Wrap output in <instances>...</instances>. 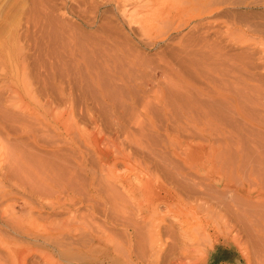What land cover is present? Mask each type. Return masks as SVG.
<instances>
[{
  "label": "rangeland",
  "instance_id": "obj_1",
  "mask_svg": "<svg viewBox=\"0 0 264 264\" xmlns=\"http://www.w3.org/2000/svg\"><path fill=\"white\" fill-rule=\"evenodd\" d=\"M157 98L171 101L169 112L161 110ZM190 98L198 103L199 112L213 105L211 113L206 109L212 128L240 130L236 135L244 150L249 148L248 156L257 143L264 145V0H0V264H177L180 260L181 264H264V237L253 232L246 239L231 230L233 224L222 212L223 203L240 206L232 193L258 196L261 200L254 209L262 221L257 228L264 231V176L252 180V185L245 180L253 176L243 167L229 176L215 172L210 146L195 144L197 136L187 133L194 128L178 108ZM135 121H142L145 136ZM150 122L161 129L159 134ZM52 124L71 125L72 130L68 133L61 127L55 132ZM125 130L133 131L138 140L125 135ZM250 131H261L257 134L263 138L256 134V139ZM68 136H74L75 143H65ZM179 146H189L186 156L199 175L188 169L186 179L181 175L184 170L172 156ZM95 147L109 157H95L91 151ZM47 149L59 150L60 156L52 158L55 154L49 156L52 152ZM123 149L126 154L159 158L164 170L153 173L154 187L162 194L171 186L164 172L185 179L192 191L178 190L181 209L216 216L209 226L211 236L195 223L188 229L191 224L180 223V217L159 201L146 212L155 224L150 228L158 241L157 252H146L142 263L134 261L136 255L132 263L127 255H117L123 214L113 204L116 199L133 201L131 194L121 191L123 181L132 192L148 177L136 173L132 158L121 160ZM71 150H89L88 162H83L86 171L97 172L104 184L108 172L117 185H112L116 197L108 196L116 198L109 209L105 192L92 200L99 198L96 206L83 197L69 205L58 184L48 188V169L54 171L60 163L63 170L72 161ZM219 181L214 188L212 183ZM226 185L233 188L231 193ZM11 219L21 220L29 235L16 231ZM66 221L83 228L69 236H43ZM93 235L102 239L95 241ZM214 250L225 255H209Z\"/></svg>",
  "mask_w": 264,
  "mask_h": 264
},
{
  "label": "bare ground",
  "instance_id": "obj_2",
  "mask_svg": "<svg viewBox=\"0 0 264 264\" xmlns=\"http://www.w3.org/2000/svg\"><path fill=\"white\" fill-rule=\"evenodd\" d=\"M161 92H164V94H166L165 91L161 90ZM164 94H162V95H164ZM200 94L203 95L202 93H200ZM198 96H200V95H198ZM183 98L185 99V96ZM157 99H156V101H158V103L161 104V106L158 104L161 107V110L165 111V113L169 112L168 107L171 104V101L168 99L167 100L165 99L166 101H164L163 99H160V98H157ZM205 101H207V99ZM208 103H210V101ZM210 106L213 107V105H210ZM210 106L208 105V109L207 108L206 109L209 110ZM198 107H199L198 103H196V101L193 98L185 100L183 103H181L180 106H178V108L182 112V117H183L185 123L190 124L192 129L194 128L193 132L189 131L187 133L188 134L190 133L192 138L197 136L196 137L197 139H195V140H197L195 144L199 145V147L210 146V149L208 151V156L210 155L212 158V161L210 160L211 158L209 159V161L213 165V167L215 168V172L218 173L219 171H222L229 176V175H232L233 173H235V171H240L241 167H243L244 169H242V170H245V169H246V171L248 170L247 172H249V174L253 176V178L248 177L247 180H245V179L244 180L248 181L249 184L254 185L252 182H256L257 179L259 180V179H261L260 178L261 176L262 177L264 176V148H263L264 145H260L259 143H257V141H255L254 143L255 144L257 143V147L255 149L256 151L251 153V154L249 153L250 155L248 156L247 154H245L246 151L247 152L249 151V148L247 149L248 146L247 147H245L246 145L244 146L245 149H247L245 151L243 148L244 142H242L243 141L242 138L239 137V134L236 135V133H239L240 130L239 131L237 130L238 132L236 131V133H234V131L231 133L228 130L224 129L223 127L212 128L209 124V122H211V118H210L208 111L205 109L206 112L203 110H200L201 112H199L197 110ZM204 107H206V105H204ZM199 109H201V108L199 107ZM210 111H211V108H210L209 112ZM193 113H197L198 115L193 116ZM145 118L148 119L149 116L145 117ZM90 120L94 121L95 116H91ZM149 124H150L149 126L152 127L154 130L157 129L156 132H157V134H159L161 129L156 128L158 126L157 125L155 126L154 124H152V122H150ZM200 124H202V126H198ZM133 125L136 128L140 129L139 132L141 133L142 136H145L144 130L142 128V121H135L133 123ZM227 125L231 126L229 124H227ZM52 126L55 128V132H57L62 127L66 130V132L69 133L70 132L69 130L72 128L71 125L67 127V124L66 125H59V126L56 124H52ZM255 129H257V127H255L254 130ZM232 130H234V128H232ZM258 130H261V129H258ZM165 132H166L167 136L171 135V133H169L167 131V129H165ZM254 133H255V131H254ZM254 133L252 132V134H254ZM259 133H261V131ZM127 134L132 136V138L134 137L135 140H138L133 131L129 130V132H128V130L127 131L125 130V135H127ZM250 134H251V131H250ZM256 134H254L255 137H256ZM261 134H263V133H261ZM259 135L257 134L258 138L261 137ZM78 136L79 135H77L75 137L76 140L78 139ZM214 136H218V139H215ZM73 138H74V136H68L65 139L63 138V140H65L64 141L65 143H67L68 140L75 143V139H73ZM261 138H263V135ZM256 139H257V137H256ZM258 140H260V139H258ZM132 141H134V140H132ZM76 142H78V141H76ZM79 142H81V141H79ZM84 142L87 146L92 147V144H90L87 141V139H85ZM245 142H247V141H245ZM213 144H215L214 148H213ZM258 144H259V147H258ZM263 144H264V141H263ZM94 145H95V143H94ZM252 145L253 144H251V146ZM46 146L50 147V145H46ZM82 147L84 148V146H82ZM186 148H189V146L188 147L186 146ZM186 148H181V146H179L177 148V150L175 149L174 152H172V156L175 159H177L175 161L177 162V164L180 163L181 164L180 167H182L184 170L183 172H181V175L185 179H186L187 174H188L186 172V169H188L192 174L199 175V174H197V171H198L197 166L193 163V161H189L190 160L189 156H186V153H187ZM253 148H255V147L253 146ZM52 149H54V147ZM52 149L51 150L47 149V152L48 151L52 152L51 154H49V156H52V154H55L52 158H55V157L58 158L60 156V153L58 152L59 150L55 151ZM86 149H88V148H86ZM91 151L94 152L95 157L96 156L99 157V155L100 156L102 155L101 157H103V156L109 157L108 153H103L102 151H100L96 147ZM70 152L71 153H68V155L72 161H70L69 164L68 163L64 164L66 166V167H64V169H67V172H64V173L61 172L62 167H61L60 163L57 164L58 166L59 165L60 166L59 167L56 166L55 167L56 169L55 168L53 169V167H52L53 165H51V167L54 171L48 169L50 172V175H48V177H47L48 183L46 182L48 185V188H52V187H54L53 185L58 184L59 185L58 189H59L61 195L64 197L63 200H65L66 201L65 203H67L69 205L70 204L75 205V201L77 199H79L80 197L85 198L86 201H91L92 203H94L92 200H94L95 197L102 195L103 192H105L107 198H109L108 197L109 195L112 197L116 195V192H117L115 189L116 187H113V186H117V185L116 184L114 185V183L112 182L108 172H107V175L104 174L107 177L104 176V178H103V179H107L105 184L108 183V189H106L105 184L103 183V182H105V180L102 182L101 179L97 178V175H96L97 172L86 171V169H85L86 166L83 164V162H88L85 155L91 154V153H89V150L86 152L79 150L78 153L71 150ZM61 154L63 155V152ZM117 154H118V152H117ZM119 155H121L120 156L121 160L123 158L124 159L127 158L128 160L132 158V160L137 163V167L133 166L136 173L140 174V176H141V174H146V176H148V177H144L145 179L142 182L140 181L141 185L139 187L135 186L136 188L134 187V190L132 192L129 191V190H132V187H128L129 184L127 182H124V181L122 182V187H121L122 190L121 191L126 192V194H128V193L131 194L132 195L131 199L133 201L127 202L126 199H125V201H124V199L123 200L120 199V202H118V200L116 198H113V199H116L115 200L116 203L114 202L115 204H113V208L115 210H117L120 214H123V215H120L121 218H120L119 223H118V225L120 226V229L123 230L122 231L123 236H121V238H119L121 240L117 243V248L114 249L118 252V253H116L117 255H121V254L127 255V259L130 260V263H132L131 262L132 256L136 255L134 261L142 263L143 261H145L144 257L146 255V252L149 253L148 255H150V252H153V254L157 252L156 251L157 247H155V246H156V244L158 245V241L155 238V234L153 232H151V228H150L151 225L153 226L155 224H152V222L150 221V217L148 216V214L146 212H147V210H149L150 206L154 207L157 203H159V201H163L167 210L169 212L172 211V213L175 214L176 218L180 217V220H179L180 223L183 222V223L191 224V225H189L188 229H190V226L193 228L192 223H195V225L197 224L199 226L197 228L202 227L200 229H201V231L203 230L204 233H206L205 235H207V237L211 236V233L208 232V230H209L210 224L213 223V218L216 216H213V214H212V215H206V216L201 217V216H198L197 212L194 211L193 208H191V207L188 210H185L186 206H184L185 208L181 209V207H183V206L180 205L181 204V196H180L179 192L182 189L192 191V189H190L191 187L188 186L190 184H188V185L185 184V182H184L185 179L179 180L177 177H174V176L170 175L169 173L164 172L162 175L166 180H169V183L171 184V186L167 189L166 192H164L162 194L160 189L158 191H156V188L154 187V185L157 184V182L154 179L157 177H156V174H153V173L160 172V171L164 170V165L159 162V160H158L159 158H157L155 155H151L152 157L146 158V157L138 156L135 152H132V154H126L124 152V149L119 152ZM181 155H184V156L182 157ZM127 159H125V161ZM54 160L55 159H53V161ZM244 160L247 162L244 163ZM38 162H40V161H38ZM114 162H112V163H114ZM242 162L244 163L243 165H242ZM248 162H250L251 165H249ZM202 164L203 163H201V165ZM246 164L248 165L247 167H249V168H247V167L245 168ZM203 166H205V164L202 165V167ZM43 171H44V169H43ZM64 171H66V170H64ZM80 171H81V173H80ZM190 172H189V174H190L189 176H191ZM88 174H90V175L87 176ZM246 174H245V176H246ZM42 177H41V179H42ZM189 179H191V178H189ZM234 179H235V181H237L236 178H234ZM43 180H44V177H43ZM252 180H255V181H252ZM221 182L222 181H219L216 185H214L212 183V185L214 186V188H218V186ZM238 182H241V181L238 180ZM119 186H121V185H119ZM241 186L242 185L240 184V187ZM188 187H189V189H188ZM224 187H225V185H224ZM226 187H227V185H226ZM229 187H227V191H230V193H231L233 191V188L232 187L229 188ZM228 188H229V190H228ZM31 189L29 188V190H31ZM178 190H180V191L178 192ZM44 191H47V190L44 189ZM35 192H36V190H35ZM37 193H39V192H37ZM104 195H102V197ZM236 195H233V193H232L231 197L232 196L234 197L237 204L240 205L239 207H235V205H232V206L227 205L229 203H227L226 205H224L225 203H223V206H222L223 216L225 217L226 221H229L233 224V226L231 227V230H237L238 233H240V232L243 233L244 237L248 240H249V236L253 235V232L264 237V231H261L260 229L257 228L259 226V224L261 223L262 219H260L257 216V212H255L256 210L254 209V206H258L261 199H259L258 196L251 198V197H248L246 195H241L240 197H237ZM106 196H105V198H106ZM112 197H110L109 200L106 199V205L108 203V209H109V205H111L113 203V201H112L113 199L110 200ZM46 198L49 199L48 197H45V199ZM97 199H99V198H97ZM96 200H95V203H98L99 200L97 202H96ZM81 201L83 202V200H81ZM62 203L64 205H66L64 202H62ZM233 203H234V201H233ZM245 205H247L248 208L244 209ZM95 206H96V204H95ZM240 207H242V208H240ZM155 208H153V209H155ZM108 209H107V211H108ZM207 210H209V209H207ZM208 212H210V211H208ZM103 213H105V212H103ZM105 215H106V213H105ZM150 216H151V214H150ZM212 216H213V218H212ZM219 216H217V217L219 218ZM13 220L14 219H11V221H13ZM13 222H15L14 223L15 225L14 226L12 224L11 225L13 227H16V229H18V230L14 229V231L16 230L19 232V229H20L21 232H26V234H28V232L26 230L22 229V221L21 220L20 221L16 220ZM13 222H11V223H13ZM111 222L115 223L113 221H111ZM12 226H11V228H12ZM82 228L83 227L81 225L77 224L76 222L74 223L73 221L72 222L66 221V222H63L61 225H58V227H54L53 229H51V231L49 233L48 232L44 233L43 236H45L46 239H51L53 236L58 235L60 233H63V235L69 236L72 232L77 231V230L82 229ZM156 228L158 229L159 227H156ZM156 231H158V230H156ZM156 231H154V232H156ZM201 231H198V232H201ZM188 233H189V231H188ZM189 234L191 235V233H189ZM196 234H198V233L196 232ZM192 236H194V234ZM92 238L95 239V241L102 239L101 236H96V235H93ZM182 248H183V246H182ZM140 250L142 252H139ZM156 255H159V253H157ZM180 262H181V260L177 264H181ZM127 263L129 264V262H127Z\"/></svg>",
  "mask_w": 264,
  "mask_h": 264
},
{
  "label": "crops",
  "instance_id": "obj_3",
  "mask_svg": "<svg viewBox=\"0 0 264 264\" xmlns=\"http://www.w3.org/2000/svg\"><path fill=\"white\" fill-rule=\"evenodd\" d=\"M209 255H225L223 252H220V251H216V250H214V251H212ZM226 255H232V253L230 254L229 252H228V254H226Z\"/></svg>",
  "mask_w": 264,
  "mask_h": 264
}]
</instances>
